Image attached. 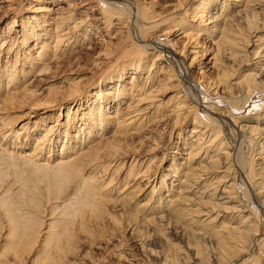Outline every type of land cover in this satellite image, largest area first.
I'll list each match as a JSON object with an SVG mask.
<instances>
[{
    "label": "bare ground",
    "instance_id": "bare-ground-1",
    "mask_svg": "<svg viewBox=\"0 0 264 264\" xmlns=\"http://www.w3.org/2000/svg\"><path fill=\"white\" fill-rule=\"evenodd\" d=\"M228 1L197 0L191 14L193 18L200 20L199 24H197L198 26L204 21H209V24H211L208 28L199 27V30L215 34L216 39H213L215 53L211 56L213 58L212 63L219 69L218 72L221 71L218 77L222 76V79L219 81L224 88H227L229 93L232 90V82L230 83L228 78L232 73L238 72L236 82L240 85L239 88L242 89V92L239 90V97L231 95L233 98L231 97L228 100L225 98L226 101L224 102L226 103L224 104L227 105L228 112L237 110L239 113H243L252 98H259L262 94L264 95V91L261 93L264 88V82L258 80L255 71L248 69L242 73V71H239L240 69L238 70L240 63L246 57H244L245 54L242 55V48H244L246 42H250L249 36L264 26V7H262L264 4H260L264 0H233L234 9L229 8L227 11L226 6H230ZM100 2L104 3L101 10L106 14L104 19L106 27H109L112 23V17L121 21V23L127 20L126 40L119 41L117 47L118 50L127 54L128 65L133 70L129 81L130 86L128 88L127 86L125 87L123 81H121L124 70L121 68L116 75L119 78V82L116 81L115 85L113 83L111 92L107 91L105 93L106 91L102 86L99 87L98 91L94 92V99L90 100L87 104V109H84L81 113L77 128H74V120H72L75 113L71 114L69 112L70 106H68L66 109L67 122L62 124V131L58 129L59 123H52L48 128H44L41 133H38L39 135L36 134V143L30 151L28 149L24 150V154H22V146L15 147H19L16 153L21 158L8 152L6 157L0 160V187L4 182V178L8 175L9 169L13 172L21 171L22 174H38L41 175L42 179H47L48 187L46 189L43 188L44 192H40L41 189L37 188V192L33 190L37 194L35 197L31 195L27 197L24 193L22 194L21 187L18 190L15 189L16 193L12 192V194L18 195L20 201H16L21 206L22 204L27 205V207L24 205V209L27 208L29 210L30 207H33L39 212L42 202L48 203L49 200L58 199L62 193H65L67 181L77 184L76 195L71 197L72 201L58 209L60 215L58 220H55L56 223L53 222V225L51 223H48L49 225L45 224L48 228H46V236L41 244V248L44 250V258L40 263L65 264L60 261V258L65 256L62 254L65 248L63 245L68 244L74 237L73 230H71L74 221L78 220V224L82 225V222L84 224L88 216L92 219L98 218V215L105 212L107 216H110V219L120 223L116 216L105 210L106 201L114 200L113 203L120 204L126 208L127 218L130 216L137 220L140 215H143V221L141 220L143 223L142 227L150 235L152 232L153 234L156 233L155 236L161 237L167 234L165 237L166 241L176 239L181 242L182 246L175 242V244L171 242L165 244L168 253L163 259H167L171 264H264V109L259 112L257 110L253 114H239L240 116H236L232 121L222 115H211V105L210 107L202 105V107L201 104L203 103H201V97L198 95L200 93L187 82L183 74L181 75L185 68L181 67L180 61L169 54V52L167 54L162 52L163 49L159 47L154 46L157 49L156 57H160L161 54L165 56V60L171 68L169 77L172 79L176 77V86L180 87L181 91L184 92L175 97V102L173 103L174 111L173 113L171 112L172 116L175 122L187 117L186 115L188 114L192 119L189 122L191 123L189 141L185 138L182 142V148H184L180 154L181 156L183 155V158L179 163H175L172 160L170 164V176L171 178L173 177L170 182L174 184L172 186H176V189L174 187L168 188L170 193L164 200L161 198V193V197L160 195H155L157 199L153 198L152 195L155 192L157 183H159V189L165 188V175L161 172L160 175L156 176L157 183H154L150 188L148 199L138 204L133 210L130 209L126 199H115L113 198L114 196L112 199L106 197L107 193L105 194L104 191L106 186L115 178L113 177L114 174L117 176V172L121 169L126 171L123 179L131 177L133 181L149 174L146 180L147 183L150 182L151 177L157 172V169L151 166V163L155 161L154 156V159L152 155L147 157L144 162L140 161L135 154L124 159L122 156L127 155L129 151L119 145L120 138L111 139L105 136L103 138L106 140H100L101 134L105 130L108 131V129L111 131L112 137L117 135V133L124 135L127 133L134 136L133 133H137L136 131L144 126V120H147L146 115L141 113H139L138 117L136 116L137 113L126 117L129 112L120 109L126 110L130 103L122 107L119 101L126 95L131 99L133 95H136L137 92L146 86L147 76L154 64L153 60L149 59L151 60L148 66L149 73L141 85H138L135 79H137L141 67L147 63L145 60L148 59V51L153 48L150 43L140 44V42L147 37V32H150L154 24L149 21L150 16L147 10L143 9L136 0H100ZM183 5L185 3L179 0L177 7ZM217 6L220 8L218 7L219 9H217ZM204 17L206 18L205 20ZM40 18H43V20H40ZM65 18L56 16L52 19L50 17L52 19L50 22L45 20V16H31L25 20H20L21 31L17 33L11 32L15 25L13 24L15 22L14 17L5 23L6 31L0 37V90L5 87L7 93H4L5 96L0 99L2 103L5 101L12 103L19 96L23 99L24 96L22 94H25L29 88H25L26 86L23 85L22 94L17 93L16 90L25 81V76L32 75L34 72H36V75L47 73L50 70L48 64L57 60L61 54H65L73 43H77V37L82 32V28L81 30L77 29L82 26L83 21L81 19L70 26L67 22V17ZM146 20L147 22L149 21L147 27L143 23ZM174 20L177 22L176 18ZM178 22L186 23L183 18H179ZM86 28L87 26L84 28L86 30L84 35L89 30ZM72 30L74 33L70 34ZM77 32L78 34H76ZM258 39H260L259 36H257V41ZM262 41H264L263 38ZM258 51H255L253 55L259 54ZM222 56L227 57V64L229 65L225 64L226 62ZM256 64L258 63H255V66ZM231 67H234V72L233 69L232 72L230 71ZM229 71L230 73L228 74ZM225 78L227 80H224ZM3 80L5 82L1 86ZM157 85L156 88L164 87L166 84H161L158 81ZM156 88L153 89L155 90ZM151 91L149 90L145 95L148 96V93L152 94L155 92ZM67 93L74 96L76 90L70 89ZM108 94H111V97H108ZM149 97H144L143 99H149ZM186 98L192 100L189 105ZM110 102H113V105L116 106L114 113L105 112L107 110L106 106ZM217 103L213 104V109L219 107ZM191 104L192 107H190ZM159 111L158 104L155 113ZM70 119L72 122L69 121ZM148 119L154 120L152 117ZM24 125L22 124V129H25L23 128ZM0 126L2 128L8 127L4 122ZM71 129L73 130L71 131ZM10 131L13 132L11 134L16 133L12 129ZM95 135H97V138L90 141L89 139L95 137ZM247 135L252 140V150L249 147L250 140L248 141L249 143L247 142ZM26 137L30 138L29 136ZM55 137H59L62 141L57 157H53L54 154L50 153V145L56 141ZM86 141L90 143L85 146ZM44 142L49 143L48 147L45 148L44 146L43 148L48 150L49 155L40 163L38 162V156H40L38 154L42 150ZM12 144L15 145V143ZM76 146L77 150H75ZM6 150L3 152H6ZM202 152L204 153L203 159L208 166L203 167L204 164L198 163L199 165L197 164L198 166L195 167L193 161ZM220 153L226 159L225 166L219 160L218 156ZM115 154L119 156L113 162L109 158H113ZM36 156L37 158H35ZM255 156L257 157L255 158ZM22 162L26 164L22 165ZM25 165L29 166L30 169L23 167ZM138 165L139 167H137ZM199 167L203 173L208 170L209 176L201 177L205 174L199 171L197 173ZM94 171L96 172L91 176V172ZM104 171L112 174V176H107H110V178L105 184H103L104 181L96 183L95 181L97 180L102 181L99 178H101V174H105ZM212 173L216 174L211 176ZM15 175L18 178L21 176L17 173ZM54 175L56 176L55 178L53 177ZM18 180L17 178H12L11 183H16ZM125 183H128V181ZM37 184L40 186L39 184L42 183L37 181ZM119 187H113V189L118 191ZM1 191L4 190L2 189ZM11 191L6 189L3 195H0V218H3L8 226V234L5 235L9 236L8 242L11 247H7L13 251L15 257L19 258L20 251L29 250L37 241L39 237L37 236L38 231H40L38 228L42 225L43 219L38 220L35 218L30 221L29 218H25L27 215L19 214L18 210L10 202L11 194L9 193ZM223 195L225 196V201L222 202L219 198H223ZM217 197L219 198L217 199ZM54 204L56 203L53 201ZM74 207L78 208L73 210L72 208ZM76 215H79V217H75ZM202 215H206V218L201 220ZM233 220H236V224L231 226L230 221ZM26 221L31 224L26 226ZM212 222H218V224L209 225ZM0 223H2L1 219ZM73 226L75 227V223ZM178 228L181 230L180 237L176 238V235L173 237L171 235L172 232H177L176 229ZM2 264L4 263L2 262Z\"/></svg>",
    "mask_w": 264,
    "mask_h": 264
},
{
    "label": "rangeland",
    "instance_id": "rangeland-1",
    "mask_svg": "<svg viewBox=\"0 0 264 264\" xmlns=\"http://www.w3.org/2000/svg\"><path fill=\"white\" fill-rule=\"evenodd\" d=\"M136 1L143 9L145 8L147 10L150 16L149 21L154 24V27L150 29V32H147V37L140 42V44L150 43L153 48L148 51V59L145 60L147 63L141 67L138 75L136 74L137 79H135V81L138 82V85H141L148 73H150L147 76L148 78L144 89L137 92L136 95H133L131 99H129L130 97L126 95L124 98H121V101L119 102L122 107H124L125 104L130 103L126 110L120 109L122 111L129 112L126 117L132 116L135 113H137L136 116L138 117L139 113H141L146 115L145 117H147V120H144V126L136 131L137 133H133L134 136L128 135L127 133L125 135L117 133V135L112 137L111 131L108 129V131L105 130L101 134V139L98 138L100 140L104 139L103 137L105 136L111 139H115V137L120 138L119 145H122L124 147L123 149L129 151L127 155L122 156L124 159H127V157L130 155L133 156L134 154L142 162H144L147 157H151V155L152 157H155V161L151 163V166L152 168L157 169V172L151 177L149 183L146 182L149 174L145 177H140L141 179L137 178V180L133 181L131 177L123 179V175L126 171L121 169L117 172V176L114 174L113 177L115 178L111 181L112 183L110 182L104 190L105 194H108H106V197L108 198L112 199L114 196L113 198L115 199H126L131 210L135 209L138 204L148 199L150 196V188L154 183H157L156 176L160 175L161 172L165 175V188L159 189V183H157L154 190L155 192H153L152 195L153 198L157 197L155 195H160L161 197L162 194L161 198L164 200L170 193L168 188L174 187L176 189V186H172L174 184L170 182L173 179V177L171 178L170 176V164L172 163V160L175 163H179L181 161L183 155L181 156L180 153L184 148H182L183 139L187 138L188 140V137L191 135L189 132V127L191 126V123L189 122L190 120L192 121L190 118L191 116L188 114L186 115L187 117L184 116L185 118L177 122H175L174 117L172 116L175 97L183 94L184 92L181 91L180 87L176 86L175 79L177 78L174 77L172 79L169 77L171 68L167 64L163 54H161L160 57H156L157 49L154 48V46L163 49L162 52H166V54L169 52V54L173 55L176 59H178V61H180L181 67L185 68V70L183 69L181 75L183 74L187 82H189V84H191V86L200 93L198 95L201 97V103H203L201 106L210 107L211 105V115H222L224 118H228L229 121H232L233 118H236V116L239 117V114H253L254 112L256 113L257 110L259 112L264 109V95L262 94L259 98H252L243 113H239L237 110L228 112L227 105L224 104L226 102L224 101H226V99H230L232 96L234 97L237 95V97H239V90L242 92V89L239 88L240 85L236 82L238 79H236L238 72L235 71L236 73H232L228 78V81L230 83L232 82V90L229 93L227 88H224L223 84L220 82L222 76L218 77V74H220L221 71L218 72L219 69L212 63L213 58H211V56L215 53V34H210L205 30H199V27L208 28L211 24H209V21H204L198 26L197 24H199L200 20L192 17L191 12L194 10L197 0H182L185 5L181 7H177L179 0ZM228 2H230V6H226L227 11L229 8L234 9V6L232 5L234 1L229 0ZM260 4H264V1L260 2ZM102 6H104V3L100 2V0H0V37L2 33L6 31L5 23L10 21L13 17L15 18V22L13 24L15 25L11 32L15 33L21 31L20 20H25L31 16L38 17V15L39 17L45 16V20H49L50 22L56 16H60L61 18L67 17V22L70 26L82 19V26L84 28L87 26L89 29L86 35H84L86 30L82 26L77 29L81 30L82 28V32H80L77 37V43H73V45L66 50L65 54H61L57 60L48 64L50 70H48L47 73L36 75V72H34L32 75L25 76V81H23L16 90L17 93L22 94L23 91H21V89L24 88V86H26L25 88H29V90H26L25 94H22L24 96L23 99L19 96V98H15L12 103L6 101L2 103L0 101V125L3 122L8 125V127L5 128L0 126V160L4 159V157H6V153L8 152L13 156H20L16 153L19 148H15L16 146H22V154H24V150L28 149V151H30L36 143V134L39 135L38 133H41L44 128H48V126L52 123H59L58 129L62 131V124L67 122L66 109L68 106H70L69 112L71 114L75 113V116L71 119L74 120V128H77L80 122L79 117L81 113L84 109H87V104L90 100L94 99V92L98 91L101 86L106 91L105 93H107V91L111 92L110 90L113 89V83L115 85L116 81L119 82V78L116 75L121 68L124 69L121 81H123L125 87L127 86L128 88L130 86L129 81L131 80L133 70L131 69V66L128 65L127 54L118 50L117 47L119 41L126 40L125 32L128 28L127 20H124V23H121V21L112 17V23L109 27H106L104 23L106 14L102 12ZM218 7L219 6H217V9L220 8ZM50 17H52V19H50ZM175 18L177 19V22H175ZM179 18L185 19L186 23L182 24L181 22H178ZM205 19L206 18L204 17V20ZM40 20H43V18H40ZM148 22L147 20L146 22L143 21L145 27H147ZM73 33L74 31L72 30L70 34ZM76 34H78V32ZM254 34H256V36H254ZM263 34L264 26H262L256 33H252V36H249L250 42H246L244 48H242V55L245 54L244 57L246 56L244 58L245 60L240 63L238 68V70L240 69L239 71H242V73L248 69L255 71L257 73L258 80H262V82H264V69H262L264 67ZM257 36L260 37L258 41ZM257 50H259V54L253 55ZM222 58L225 60V64L229 65L227 64V57L222 56ZM149 59L153 60L154 64L148 72V66L151 62ZM255 63L258 64L255 66ZM232 69L234 72V67L230 68L231 72ZM30 80L32 81L29 82ZM224 80L227 79L225 78ZM158 81L159 83L166 85L164 87L156 88V86H158ZM4 82L5 80L2 81L1 86L4 85ZM153 88H156L157 90H154ZM70 89L76 90V94L74 96L67 93ZM149 90H152L151 92L155 91V94L148 93V96L145 95ZM263 91L264 88L261 90V93ZM4 93L6 94L7 92L5 87H2V90H0V99L5 96ZM111 94H108V97H111ZM144 97H149V99H143ZM186 100L188 105L192 102V100H188V98H186ZM215 102H218L217 104L219 107L213 109L212 106ZM158 104L160 111L155 113V109ZM190 107H192V104ZM115 108L116 106L113 105V102H110L107 104V110L105 112L114 113ZM182 112H184V110H182ZM151 117L154 118V120L148 119ZM71 119L69 121L72 122ZM22 124H25L23 127L25 129H22ZM7 129H9V131H7ZM10 129L16 131V133L11 134L13 132H11ZM72 130L73 129H71V131ZM26 136H29L30 138L28 139ZM96 136L97 135L89 140H95L97 138ZM55 139L56 141L50 145V153L52 155L54 154L53 157L58 156L57 152L60 150L59 148L62 143L59 137H55ZM250 139V136L247 135V142ZM12 143H15V145ZM88 143L90 142L85 143V146ZM48 144L49 143L46 142L43 143L42 150L38 154L40 156L37 155L39 158V160L37 159L38 162L44 161L49 155L48 150L43 149L44 146L45 148L48 147ZM251 145L252 140H250L249 146L252 150L253 146ZM3 149H7L6 152H3ZM203 149L206 150L205 147H203ZM75 150H77V146ZM203 154L204 153L202 152V154L195 157L193 161L195 167L199 165L198 163H201V165L204 164L203 167L208 166L206 161L203 159ZM37 156L35 158H37ZM118 156L119 155L115 154L113 158L109 159H112L113 162H115L118 159ZM218 157L221 164L225 166L226 159L224 155L220 153ZM256 157L257 156H255V158ZM22 163V165L26 164L25 162ZM27 165L23 167L30 169ZM137 167H139V165ZM200 169V167L197 169V173L198 171L203 173ZM95 172L96 171L91 172V176L94 175ZM15 173L21 175L20 178L16 177ZM20 173L21 171L13 172L9 169L8 175L4 178V182L2 183L0 189H3L4 191L6 189L10 191L13 189L11 193H9L11 194L10 202H12L16 210H18L19 214L27 215L25 218H29L30 221L35 218L38 220L43 219L41 222L42 225L38 228L40 231H38L37 236L39 237L37 238V241L31 248H29V250L26 249L20 251V257L18 258L15 257L13 251L7 247H11L8 242L9 236L7 237L5 235L8 234V226L6 225L7 222H5L3 218H0L2 222L0 223V225L2 224L0 228V264H2V262L4 264L40 263V261L44 258V250L41 248V244L46 236L45 232L47 230L46 228H48L46 225H49L48 223L53 225V222L58 220L60 215L58 209H61L64 204H69L70 201H72L71 197L76 195L77 184L67 181L65 193H62L58 199L53 198L49 200L48 203L43 200L44 203L42 202L39 212H37L33 207H30L29 210L27 208L24 209L25 204H22L21 206L18 202L20 201L18 195L16 196L15 194H12V192L16 193V190L21 187L22 194L24 193L27 197L29 195L35 197L37 194L34 191L37 192V189H41L40 192H44V189L48 187V184L47 179H42L41 175ZM203 174L205 175H202L201 177H208V170H205V173ZM215 174L216 173H212L211 176ZM101 175V178L99 179L102 181L97 180L95 181L96 183H102L104 181L103 184H105L110 178V176H107H112V174H108L107 171L104 175ZM53 177L55 178L56 176L54 175ZM12 178H17L19 180L18 182L16 181V183H11ZM37 181L42 184H39L40 186H38ZM127 181L128 183H125ZM4 183L5 185H3ZM68 183L70 184L69 187ZM113 187H119V190L115 191ZM1 190L0 195H3L4 191ZM238 190L240 191L239 187ZM219 197H217V199ZM219 200L222 202L225 201V196L223 195V198L221 197ZM53 201L56 204L53 205ZM113 201L114 200L109 202L108 200L106 201L105 210L116 216L120 223L110 219V216H107L105 212L98 215V218L92 219L88 216V220L85 219V223L83 224L82 222V225L78 224V220L76 222L74 221L75 227L73 226V223L71 230H73L72 233L75 238L73 237L68 244L63 245L65 248L63 249L64 252L62 254L65 256L60 258V261L65 264H171L167 259H163L168 253V250L166 251L167 247L165 244H169V242H171L173 244L176 243L181 245V242L176 239L166 241L165 237L167 234L161 237L155 236L156 233L153 234L152 232L150 235V233H147V231L144 230V227H142L143 215H140L137 220L130 216L127 218L126 208L122 207L120 204L113 203ZM25 207H27V205H25ZM77 208L78 207H74L72 209L74 210ZM33 213L36 215H33ZM223 214H225V212H223ZM75 217H79V215H76ZM204 218H206V215H202L200 219L202 220ZM235 221L236 220L230 221V225H235ZM218 222H212L209 225H217ZM30 224L31 223H29V221L25 222L26 226ZM176 230L177 232H172L171 235L173 237L176 235L175 237L178 238L180 237L181 230L179 228Z\"/></svg>",
    "mask_w": 264,
    "mask_h": 264
}]
</instances>
